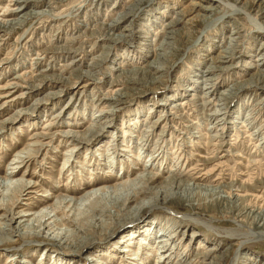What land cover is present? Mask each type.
<instances>
[{
	"label": "rangeland",
	"instance_id": "374dc122",
	"mask_svg": "<svg viewBox=\"0 0 264 264\" xmlns=\"http://www.w3.org/2000/svg\"><path fill=\"white\" fill-rule=\"evenodd\" d=\"M139 1L44 0L31 8L35 15L0 36V83L21 87L6 106L12 99L3 100L9 93L0 90V177L17 152L36 142L44 149L17 177L25 173L24 181L35 185L18 212H51L58 199L78 200L120 183L143 186L153 177L155 187L188 186L201 209L168 208L198 214L215 228L178 219L175 251L165 262L168 250L149 240L119 249L109 241L83 251L89 261L42 238L2 246L0 264H57L56 255L70 264L72 258L75 264L264 261V241L242 246L244 238L236 237L258 231L250 210L264 211V0H224L231 7ZM105 124L110 128L100 132ZM226 193L243 203L224 201ZM148 217L162 226L169 219L159 210ZM97 219L103 220L82 222V230ZM70 226L66 221L72 240L83 236ZM184 251L185 260L178 258Z\"/></svg>",
	"mask_w": 264,
	"mask_h": 264
},
{
	"label": "bare ground",
	"instance_id": "6f19581e",
	"mask_svg": "<svg viewBox=\"0 0 264 264\" xmlns=\"http://www.w3.org/2000/svg\"><path fill=\"white\" fill-rule=\"evenodd\" d=\"M43 1L44 0H0V36L2 34H8L9 32H11V30L21 26L33 14L35 15V13L30 11L31 8H38V2L42 4ZM143 1L144 0L139 1L140 3L138 5H141ZM259 1L261 0H253L252 2L258 3ZM211 3L216 6H229V4L225 3L224 0H213ZM208 10L213 9H206V11ZM174 25H177V22ZM174 25L171 26L173 27ZM2 40L3 39L0 38V42ZM160 71L161 70H155V72L158 74L160 73ZM61 85L62 88H64L66 83H61ZM68 85L75 86L77 85V81L76 83L73 82ZM3 86L0 83V90H5L7 91V93H9V96L7 95L3 97V100H8V98L12 97V94H15V92H18V90L21 88H19V86L15 83H11L12 88L8 87V85L7 88L5 87V85ZM74 100V96L72 95L68 104L66 105L67 107L65 108L68 109V106L72 104ZM13 102L14 99L8 102L5 101L4 106H6L7 103L11 104ZM15 120L16 119L11 120L6 124H15ZM107 124L101 127L100 132H107L108 128H110ZM42 148L43 147L36 142L28 144L25 148L14 155L13 160H11L7 167L6 175L4 177H0V212H2V216L0 218V248L4 245L17 243L19 240H22L21 242H26V244L28 245L37 244L39 242V239L46 238L48 239L49 243H52L63 250L64 254L68 253L67 255L76 256V258L83 257L85 259H89L88 255L83 256L81 253L83 251L87 252V250L93 247L102 246L106 243H109V241H114L113 248L115 247L116 249H119L121 247L120 245L123 243H127L129 247H132L136 244L135 240L137 241L141 239L140 242H142L141 244L143 245L145 241L149 240V243L151 241L154 242L152 244L156 243L158 245V249L168 250L167 257L165 254V259L162 260L165 262L167 259L169 260V258H172L171 255L173 254L172 251L174 250L173 245L174 247H176L175 244H177L176 233H178V229H176V227L172 224L176 223L178 219L181 221H189L193 224L203 225L209 228H215L211 224V221L208 222L201 219L198 214H180L168 208L172 207L176 203H184L190 209H201L200 202H197L198 200L194 201L193 197H191L192 191L188 186L172 181L168 183V185H165L163 187H155L154 180L156 178L153 177H145L147 180H144V177H142L141 180L145 181V183L143 182V186L140 185V181H135L131 183V185L127 186H121L120 183L119 186H113V188H94L78 200H68V198L58 199L55 205L52 208H49L51 209V212L44 211V209L40 210L36 214L29 212H18V210L20 209V205H22L23 202L26 203L29 200L28 196L31 193L30 190L35 185V183L31 182L30 180L24 181V176L26 175L25 173L21 178H17L20 169L25 167V163L28 159L35 158V155L39 153L40 149ZM67 162L68 161L66 160V162L63 164L62 170L66 168ZM121 169H119V173H123V170ZM122 183H124V181ZM11 186H13L14 188H12ZM6 191L12 192L11 194H9V196H7L5 194ZM230 193L222 194L224 201L231 203H243L241 198L242 196H239L237 193V195H232ZM102 202H108V204H103ZM247 203H249V201ZM67 209L69 210L67 211ZM149 210L162 211L166 213V216L169 219L163 221V226V223H161L160 225L157 224L156 218L148 217L144 219L145 213ZM84 211H86V213ZM52 213L54 214L52 215ZM250 213L255 214L257 220H260V222L257 223L260 229L258 231L249 230V232L236 235V237L244 238V240L241 242L242 246L250 242L264 241V224H260L262 218L264 220V211H262V209L260 211H257L256 209L250 210ZM81 215H84V217L81 218ZM98 217L103 220L97 219V223L90 224L89 227L82 230V222L86 223L87 221H93ZM66 221L70 222V227L74 226L73 228L77 229V231L80 232L83 236H80V238H78L77 240L75 239V241L72 240V236L74 235V233L72 231H69V228H66ZM141 221L142 223L139 224V222ZM215 232L219 236H223L218 230H215ZM191 238L193 239L194 237L191 236ZM139 244L140 243H138L137 245ZM67 255L63 256L65 257ZM186 255L187 254L185 251L180 254V256L178 253V258L185 260ZM183 256L184 258H182ZM65 258L67 259V257ZM66 259L59 255H56L54 262H56L57 264L59 262H61L59 264H70L67 261L68 259ZM74 260L75 258L70 259L71 264H75ZM143 260L144 259H141L138 263L144 264ZM248 260L249 264H264L263 259L252 258ZM175 262L176 261L174 260V263Z\"/></svg>",
	"mask_w": 264,
	"mask_h": 264
}]
</instances>
